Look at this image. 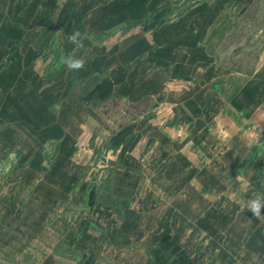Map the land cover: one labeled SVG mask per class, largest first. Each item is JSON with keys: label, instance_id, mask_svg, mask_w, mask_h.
Here are the masks:
<instances>
[{"label": "rangeland", "instance_id": "rangeland-1", "mask_svg": "<svg viewBox=\"0 0 264 264\" xmlns=\"http://www.w3.org/2000/svg\"><path fill=\"white\" fill-rule=\"evenodd\" d=\"M215 2L0 0V264H129L148 246L150 261L171 264L177 242L161 246L165 237L153 236L176 220L190 232V212L208 217L230 252L257 247L264 256L252 237L263 230L264 238V219L244 207L264 192V115L252 110L251 89L239 98L242 111L215 101L177 112L191 85L172 67L153 65L154 77L143 76L159 28ZM222 6L236 25L218 65L237 85L232 76L253 72L263 46L264 0ZM74 29L85 34L86 53L68 43ZM69 54L84 56L85 68L69 71ZM159 80L162 95L147 94ZM220 85L199 88L195 101L209 103ZM203 245L197 235L191 258L218 264Z\"/></svg>", "mask_w": 264, "mask_h": 264}, {"label": "crops", "instance_id": "crops-1", "mask_svg": "<svg viewBox=\"0 0 264 264\" xmlns=\"http://www.w3.org/2000/svg\"><path fill=\"white\" fill-rule=\"evenodd\" d=\"M225 1L224 3H219V1L216 0V6L210 5V7L206 6L205 8L198 6L193 7L195 13H186L181 17L180 21H176L170 25H164L156 32L157 38L155 42L157 43L153 44L156 46L157 54H152L153 56L149 55V57H147L146 62L148 66L145 68L143 76H146L147 80L154 77V73H150V69L147 70L148 67L153 68V65L155 66L154 68L164 69L163 72L169 71L172 67L175 73L174 77L182 83H189V85H191V91L185 93L186 95L183 97L184 100L189 98L188 101L184 102L179 99L174 102V105L172 104L177 112H179V109L191 110L192 108H196V104H200V106L205 109L210 108L212 107L211 103L215 101L221 102L220 110H245L246 105H244V102L239 98L241 95H245V89L248 88L251 89L254 98V100H251L253 102L252 110L255 111L256 116L264 115V42L260 49L254 71L249 73V75L237 72L238 74L236 76H232L234 79H241L242 82L239 80V83L236 85L235 81L229 83L230 77L221 76V67L218 65L217 58L218 51L236 25L232 13L225 10L222 6L233 0ZM238 1H241L240 9L243 10L245 7L248 9V6L254 0ZM149 46L153 48V45ZM162 74L163 73L159 75V79H162L164 76ZM163 81L159 80L156 82L158 85L156 87L157 89H151V87L146 89L147 94L156 95L161 93L162 95L160 91L164 89V86H162L163 84H161ZM215 81L221 82V85L216 91V96L215 91L210 90L211 101H209V103L206 101L200 103L195 101L198 100L195 99V97L199 94V88L206 90L208 87H212ZM148 83V86H151L150 81ZM163 83L165 85V81ZM152 86L154 85L152 84ZM236 94L240 96L237 97ZM161 101L163 102L165 100ZM187 105L190 107L189 109L184 108L188 107ZM181 118L184 119L183 121L181 120L182 123H189L188 121H192L193 117H190V119L186 117ZM198 122H200V119ZM259 125H264L262 120H260ZM161 136H163L161 141L173 140V142H175L179 138V134L172 135L174 138H170L171 136L165 134ZM158 152H161L160 148H158ZM165 155L166 154L163 153V157H165ZM167 156H169V154H167L166 157ZM175 157L179 158L180 155H175ZM181 184L185 185L186 182ZM171 216H179V218H181V212L173 211ZM187 218H192L193 220H191V224L193 225H190V232L179 228L182 225L180 226L176 220L172 226L166 227L163 232H159L153 236V238L157 239L155 243L160 242L166 236H171L181 249L191 257L195 255L196 252L194 246H191V243L198 235L200 239L204 238L205 245L203 246L206 252L211 256H217L218 264H234L235 258H237L238 264H264V256L261 254V250L258 251L257 247H253V249L248 251L241 250L238 253L230 252L228 248H225V244L228 240H225L224 233L221 234L218 230L210 228L208 217L200 219L194 216L193 212H190ZM166 220L168 221V219ZM197 225H200V227L204 229H199V231ZM253 234L254 236L252 237L258 240L259 244L262 245L264 243V238L261 236L263 230H255ZM220 238L222 240L221 242L218 241ZM152 243L153 241H151V244ZM148 248L138 252L136 255L130 254L128 259L131 263L129 262V264H157L155 261L154 263L152 260H149ZM235 255L238 256L236 257ZM261 255L263 256L262 258Z\"/></svg>", "mask_w": 264, "mask_h": 264}, {"label": "clouds", "instance_id": "clouds-1", "mask_svg": "<svg viewBox=\"0 0 264 264\" xmlns=\"http://www.w3.org/2000/svg\"><path fill=\"white\" fill-rule=\"evenodd\" d=\"M85 40V34L79 29H74L67 36L68 43L72 44L75 49L84 53L87 52ZM62 63L69 71L78 72L85 68L87 61L82 55L69 54L62 58ZM254 135L258 137L259 133H254ZM244 207L254 218L264 219V192L253 191L252 194L245 199Z\"/></svg>", "mask_w": 264, "mask_h": 264}, {"label": "trees", "instance_id": "trees-1", "mask_svg": "<svg viewBox=\"0 0 264 264\" xmlns=\"http://www.w3.org/2000/svg\"><path fill=\"white\" fill-rule=\"evenodd\" d=\"M173 244V239L170 236H167L163 239L161 246H164L165 244ZM174 255L176 256V259L171 263V264H197V262L188 256L179 245H174V249L172 250ZM158 261V264H167V262H164L161 260V258L157 257L156 258Z\"/></svg>", "mask_w": 264, "mask_h": 264}]
</instances>
